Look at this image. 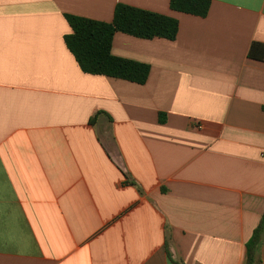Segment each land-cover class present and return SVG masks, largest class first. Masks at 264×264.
<instances>
[{
  "label": "crops",
  "instance_id": "obj_1",
  "mask_svg": "<svg viewBox=\"0 0 264 264\" xmlns=\"http://www.w3.org/2000/svg\"><path fill=\"white\" fill-rule=\"evenodd\" d=\"M209 1L200 18L170 0H0V264L246 263L264 0ZM120 4L179 24L173 41L114 35L112 55L149 65L143 85L82 73L64 43L65 16L109 23Z\"/></svg>",
  "mask_w": 264,
  "mask_h": 264
},
{
  "label": "trees",
  "instance_id": "obj_2",
  "mask_svg": "<svg viewBox=\"0 0 264 264\" xmlns=\"http://www.w3.org/2000/svg\"><path fill=\"white\" fill-rule=\"evenodd\" d=\"M169 7L178 13L204 18L209 12L210 1L170 0ZM65 19L71 33L64 36V43L82 73L123 80L137 85L146 83L150 67L147 64L112 55L114 35L122 33L142 40L173 41L179 29L178 21L171 17L121 4L114 9L112 21L109 23L75 16H65ZM248 57L264 62V45L252 44ZM95 117L96 115L91 118V124L95 123ZM163 122L164 120L160 117L159 123ZM262 237H264V215L246 245L245 264L259 262Z\"/></svg>",
  "mask_w": 264,
  "mask_h": 264
}]
</instances>
